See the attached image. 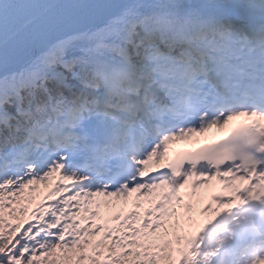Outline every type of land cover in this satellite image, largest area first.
<instances>
[{"label": "snow or ice", "instance_id": "6c2138e0", "mask_svg": "<svg viewBox=\"0 0 264 264\" xmlns=\"http://www.w3.org/2000/svg\"><path fill=\"white\" fill-rule=\"evenodd\" d=\"M0 264H264V0H0Z\"/></svg>", "mask_w": 264, "mask_h": 264}, {"label": "bare ground", "instance_id": "6f19581e", "mask_svg": "<svg viewBox=\"0 0 264 264\" xmlns=\"http://www.w3.org/2000/svg\"><path fill=\"white\" fill-rule=\"evenodd\" d=\"M232 123L234 124L236 122L233 121ZM226 131H227V128L215 129V130L213 129V130H210V131L202 134L199 137H194L193 140H190L189 142L178 141V142L174 143L173 145H171V149L168 152L167 158L171 153H173V151L176 149L177 146H180V145L182 146V145L188 144V145H191V147H193L196 143L204 142L205 140L212 141V140L218 139L220 136L224 135Z\"/></svg>", "mask_w": 264, "mask_h": 264}, {"label": "rangeland", "instance_id": "374dc122", "mask_svg": "<svg viewBox=\"0 0 264 264\" xmlns=\"http://www.w3.org/2000/svg\"><path fill=\"white\" fill-rule=\"evenodd\" d=\"M213 130V129H212ZM215 130V129H214ZM193 138L194 137H191V138H188V139H185V140H183V141H186V142H189L190 140H193ZM182 141V140H181ZM176 142H178V140L177 141H173V142H171L170 143V145H169V151H170V149H171V145H173L174 143H176ZM37 188H39L40 190L38 191V193L37 194H42V192L44 191V186H37Z\"/></svg>", "mask_w": 264, "mask_h": 264}, {"label": "trees", "instance_id": "16d2710c", "mask_svg": "<svg viewBox=\"0 0 264 264\" xmlns=\"http://www.w3.org/2000/svg\"><path fill=\"white\" fill-rule=\"evenodd\" d=\"M40 189L38 188V191H39Z\"/></svg>", "mask_w": 264, "mask_h": 264}]
</instances>
